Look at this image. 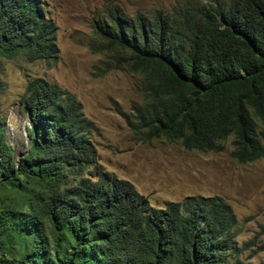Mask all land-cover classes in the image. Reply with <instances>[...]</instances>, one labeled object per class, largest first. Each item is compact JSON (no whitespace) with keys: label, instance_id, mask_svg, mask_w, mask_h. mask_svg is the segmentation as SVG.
<instances>
[{"label":"trees","instance_id":"obj_1","mask_svg":"<svg viewBox=\"0 0 264 264\" xmlns=\"http://www.w3.org/2000/svg\"><path fill=\"white\" fill-rule=\"evenodd\" d=\"M52 32L38 0H0V54L55 57ZM96 34L143 79L134 118L147 139L217 153L231 137L236 162L264 157L253 120L264 121V0H183L166 14L133 17L115 8ZM22 102L20 158L0 125V192L8 191L0 264H228L239 252L237 221L221 197L152 207L130 182L100 170L88 122L58 86L31 79ZM85 167L95 169L90 177Z\"/></svg>","mask_w":264,"mask_h":264},{"label":"rangeland","instance_id":"obj_2","mask_svg":"<svg viewBox=\"0 0 264 264\" xmlns=\"http://www.w3.org/2000/svg\"><path fill=\"white\" fill-rule=\"evenodd\" d=\"M181 1L38 0L44 17L53 23L55 57L27 61L22 54H0V125L15 159L22 156L28 120L22 102L25 85L34 78L55 84L88 122L87 137L102 172L130 182L155 208L186 196L221 197L237 221L233 232L239 252L228 257V264H264V157L236 162L230 156L231 137L217 153L187 151L164 136L147 139L134 118L142 103L143 79L124 55L105 49L96 34L108 10L117 8L132 17L154 10L166 14ZM253 120L264 146V121ZM94 171L85 167L83 176ZM7 192H0V198Z\"/></svg>","mask_w":264,"mask_h":264},{"label":"water","instance_id":"obj_3","mask_svg":"<svg viewBox=\"0 0 264 264\" xmlns=\"http://www.w3.org/2000/svg\"><path fill=\"white\" fill-rule=\"evenodd\" d=\"M21 155H19L16 159H18Z\"/></svg>","mask_w":264,"mask_h":264}]
</instances>
